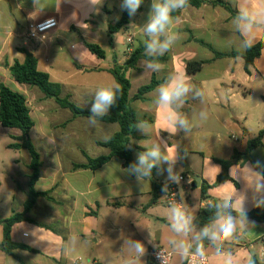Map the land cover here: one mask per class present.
Returning a JSON list of instances; mask_svg holds the SVG:
<instances>
[{
  "label": "crops",
  "instance_id": "crops-1",
  "mask_svg": "<svg viewBox=\"0 0 264 264\" xmlns=\"http://www.w3.org/2000/svg\"><path fill=\"white\" fill-rule=\"evenodd\" d=\"M223 1L238 11L241 0ZM98 2L102 4L91 6L88 0H39L36 9L33 0H0V82L6 85L13 84L15 90L20 91L10 77L9 68L15 61L24 62L25 54L21 50H27L38 59L39 69L48 73L52 81L62 85V97H67L78 106L90 110L94 91L102 85L117 83L109 70L116 63L123 65L128 60L126 54L128 49L131 48L133 52L144 46L142 27L147 22L152 0H143L138 12L130 17L129 25L124 28L128 32L126 38L119 36V32L124 29L109 35L110 52L104 49L105 59L93 55L85 47L84 41L97 44L94 40L101 32L99 23L96 22L97 16L116 12L120 21L125 10L121 9L122 0H98ZM250 3L255 6L264 4V0H250ZM178 16L181 17V23L177 30L182 38L163 55L168 57V61L161 63L163 65L161 71L153 72L146 68L148 61H139L138 69L132 70L129 76L131 82L129 98L134 99L139 89L149 85L153 78L163 80L174 73H183L189 77L190 83L200 89L203 96L194 99L189 93L180 109L191 125V130L187 133L165 131L168 125L164 109L153 103L156 88L147 93L144 99L133 100L132 106L138 118L146 120L152 126V130L148 136L138 131L137 138L132 140L131 150L137 159V153L145 151V146L150 147L152 143H159L163 139L169 148L185 157L178 161L175 171L179 176L185 175L187 173L185 167L188 165L191 172L201 178L200 185L196 182V187L190 184L181 188V196L186 199L185 207L195 217L197 224L200 212L209 207L210 201L215 199L217 190H223L222 185L224 189L232 184L238 189L244 188L242 182H239L235 176H230V169L240 162L244 164L252 161L241 160L232 163L228 169V183L217 185L218 177L223 173V166L216 159L232 161L236 152L245 153L249 140L264 131L263 106H259L258 109L246 108L240 113L232 107L237 104L235 97L239 96V93L236 92L242 88L245 94L253 93L256 88L263 101L264 49L250 67V73L246 72L244 62V76L239 77L237 59L242 58L217 59L211 50L199 43V40L204 41L221 53L245 51L240 48L241 37L231 24L232 14L222 6L207 3L199 8L188 6ZM49 17L57 19L58 28L45 40L25 42L24 36L28 24ZM71 33L78 35V41L65 39L64 36ZM115 40L118 44L127 47L124 60L115 55ZM262 40H264V31L256 34L254 45ZM235 47L238 48L234 49ZM65 50L70 53L73 60V65L68 68H63L60 65L61 60L57 58ZM108 53L113 54L111 61ZM189 61L208 63L199 72L190 74L186 69ZM58 72L65 73L66 77L62 79L65 83L60 81ZM83 74H89L92 79L89 81L79 79ZM248 87L251 91H248ZM221 92L227 96V102L221 99ZM210 95L215 97V102L209 100ZM27 99L32 118L35 112L41 113L40 122L47 127L60 126L68 120H73L70 124L72 126L88 123L87 117L74 118L69 110L61 108L54 99V101L47 99L44 94H37L35 103L28 97ZM232 99L235 100L233 103ZM202 111L207 113L206 119H201ZM195 116L199 117L196 121L193 119ZM195 122L198 124V131H204L212 123L220 128V131H215L209 136V142L200 145L202 149H192L195 140L199 139L194 135ZM92 128L96 132L95 137L78 131L72 134H42L35 142L30 136L36 149L38 148L42 162L36 190L48 193V196L38 198L33 210L28 214L32 222H21L12 228L13 242L25 244L35 250V252L25 250L16 252L24 264H72L79 258L83 260V264H106L109 258L104 257L101 252L98 256L96 247L100 248L99 245H103L105 239L114 234L122 236L121 245L116 248L114 262L111 264H123V260L130 255L127 245L124 244L128 238L144 243L147 249L146 254L141 258L144 264H154L149 255L152 250L170 249L167 242L172 235L167 219L169 207L162 203V197L158 202L152 203L155 183H168L167 172L153 169L152 178H146L141 185L135 176L125 172L127 167L118 157H113L110 162L96 171L75 170V165L87 164L88 157L109 155L110 150L98 145V142H105L120 131L118 124L100 121ZM236 129L247 137L245 142L238 139ZM217 144L223 145L225 155L215 152ZM98 147L103 150L97 151ZM251 157L254 162L257 160L264 162V140L262 146L251 150ZM30 163L31 159L29 165ZM21 164L20 159L14 161L16 166ZM215 166H219L220 169ZM162 167L166 169L167 164ZM30 173V169L26 171L22 177L23 185L17 183L14 188L12 197L13 200H18L19 209L12 211V214L24 210ZM185 176H188V173ZM203 182L210 185L206 198L201 195ZM246 195L245 207L246 212L249 213L255 206L251 192H247ZM249 221L253 222L254 226L241 242L239 244L226 242L224 247L230 249L234 255L252 254L256 264L257 262L264 264V258L261 256L264 245V224ZM149 233L152 243L149 242ZM72 236L77 237V243L66 250L65 245ZM206 250L209 257H212L214 250L210 244L206 246ZM83 255L87 258L86 263ZM10 259L16 264H22L13 256L0 251V264H9ZM183 263L178 256H175L171 264ZM211 264H216V261L213 260Z\"/></svg>",
  "mask_w": 264,
  "mask_h": 264
},
{
  "label": "clouds",
  "instance_id": "clouds-1",
  "mask_svg": "<svg viewBox=\"0 0 264 264\" xmlns=\"http://www.w3.org/2000/svg\"><path fill=\"white\" fill-rule=\"evenodd\" d=\"M36 9L39 0H33ZM143 0H122L121 9L126 10L129 16H134ZM91 6H98V0H88ZM189 6V0H152L147 22L142 27L145 54L153 59L146 63V68L159 72L163 65L157 57L163 56L182 38L178 29L181 23L180 16L173 13L180 12ZM43 10V9H42ZM49 23H52L49 21ZM231 24L235 32L241 37L240 48L248 50L254 46L256 34L264 31V4L251 5L250 0H241L238 4L237 14L232 18ZM75 46V45H73ZM118 83H111L98 87L93 94L88 123L95 127L98 118H102L116 105L118 94L121 93ZM153 103L164 109L167 128L165 131L185 133L191 130L189 120L181 113L180 109L185 103V98L192 94L194 99H200L203 93L190 83V78L183 73L171 74L164 83L155 90ZM201 119L207 118L206 112L200 113ZM131 127L140 131L144 136L151 134L152 126L146 120H139ZM146 150L137 153L135 162L129 165L125 172L136 177L142 185L146 178H152L153 169L167 172V181L179 184L181 177L175 171L178 161L184 159L178 152L169 148L163 139L159 143H152ZM167 164L164 169L162 165ZM219 168V166H215ZM220 169V168H219ZM230 176L242 182L243 190L234 184L223 190H217L215 199L210 201L209 207L214 209L210 222L198 227L195 217L189 213L183 203H172L167 210V219L171 236L168 238L171 255L178 256L184 264H256L252 254L244 256L234 255L230 249H225L226 242L239 244L254 226L246 212L247 192L252 194L255 207H264V162L257 160L254 163H238L230 169ZM225 183H228L226 180ZM168 184L165 183L162 191L167 192ZM181 200L183 197L181 196ZM235 213V214H234ZM152 243L151 234L149 233ZM208 241L213 248V256L209 257L204 242ZM77 237L72 236L65 245L67 250L74 247ZM130 255L123 260V264H141L142 257L146 254V247L140 240L128 238L124 241ZM264 255V254H262ZM158 258L161 264H169V253L159 251ZM9 264H16L10 259ZM106 264H111L107 260ZM144 264V262H143Z\"/></svg>",
  "mask_w": 264,
  "mask_h": 264
},
{
  "label": "trees",
  "instance_id": "trees-1",
  "mask_svg": "<svg viewBox=\"0 0 264 264\" xmlns=\"http://www.w3.org/2000/svg\"><path fill=\"white\" fill-rule=\"evenodd\" d=\"M207 3L224 7L232 14L233 17L237 14V10L233 9L223 0H214L212 2L207 0H189V6L195 8H199ZM180 12L173 13V15L177 16L180 14ZM130 17L131 16H129L128 12L125 10L120 21L109 26V34L117 33L126 28L130 23ZM199 43L211 50L217 59L242 58L245 62V70L247 73H250V67L253 65L255 59L260 57L261 52L264 49V40L258 42L248 50L242 52L232 51L229 53L218 52L214 50L211 45L204 41L199 40ZM84 45L97 58H106V52L101 46L86 41H84ZM21 51L25 54L24 62L21 63L19 61H15V63L9 68L10 77L14 81L19 84H26L39 88V90L45 95L47 99H54L61 108L69 110L74 118H88L89 115H91L90 110L78 106L67 97H62V85L58 82L52 81L48 73L39 69L38 59L34 55L29 53L27 50ZM151 59L153 58L145 54V46H141L132 52L128 60L123 65L116 63L113 68L109 70L116 82L120 85L122 91L118 94L116 105L110 109V112L107 115L102 118H98V121L109 124H118L120 126V131L115 133L107 141L98 142V145L106 147L110 150L109 155L100 156L97 158L88 157V163L83 165H75V170L85 169L96 171L110 162L113 157L122 159L127 168L130 164L136 161L131 147L132 140L136 139L138 136V130H134V128L131 126L136 124L141 119L138 118L137 113L132 106V101L144 99V96L147 93L153 91L160 84L164 83L166 79L157 80L156 78H153L152 82L149 85L140 88L138 94L134 97V99L131 100L129 98V92L131 90L129 73L132 70L138 69L137 66L139 61H149ZM156 59H158L160 63H166L168 61L167 56H160ZM207 63L208 62L206 61H189L186 64L187 72L190 74L197 73L202 70L204 65ZM0 124L4 128L16 129L21 132L20 136H12L14 142L9 145V148L13 150L25 149L31 156V163L29 165L31 173L28 177V192L27 200L24 204V210L22 212H13L9 218L0 220V225L3 227V240L0 241V251L7 255L13 256L19 262L24 264L22 260L16 255V252L18 250L35 252V250L25 244L13 242L11 237L12 228L21 222H32L33 220L28 217V214H30L33 210L38 198L47 197L48 193H41L36 190V184L40 178L42 162L40 154L30 138V133L35 127V122L31 115V108L29 106L28 99L23 93L10 88L3 82H0ZM263 140L264 131H261L256 138L249 140L248 149L245 153L236 152L232 161L216 159V161L223 166V173L218 177L216 184L219 185L229 179L228 169L232 163L241 160L252 161V163H254L251 157V150L262 146ZM186 174L187 173H185V175ZM192 185L194 187L197 185L194 180ZM163 187L164 184L158 182L155 183L152 203L158 202L159 199L166 193L162 191ZM209 188V184L205 182L202 183L201 195L203 198L207 197ZM213 213L214 209H211L210 207L202 210L197 218L198 226L202 227L204 224L209 223ZM247 217L249 220H252L255 223L264 224V207H255L251 212L247 213ZM204 244L206 248L209 242L205 241ZM257 263L260 264L259 262Z\"/></svg>",
  "mask_w": 264,
  "mask_h": 264
},
{
  "label": "rangeland",
  "instance_id": "rangeland-1",
  "mask_svg": "<svg viewBox=\"0 0 264 264\" xmlns=\"http://www.w3.org/2000/svg\"><path fill=\"white\" fill-rule=\"evenodd\" d=\"M96 22L99 23L101 32L98 34L97 38L94 40L99 46H101L103 49H107L108 52H110V45L108 46V43L110 41L109 39V26L114 25L118 22V18L116 15V12H113L110 15H102L97 16ZM128 35V32L122 30L119 32L120 37L126 38ZM66 40L68 41H78V35L76 33L67 34L64 36ZM125 43V42H124ZM116 46L115 55L121 60L125 59V53L127 50V47L122 44H118L117 40L114 42ZM238 47H235L234 49H237ZM132 52L126 53L129 57ZM109 54V60H112L113 54ZM59 60H61L60 65L63 66V68H68L73 65V60L69 52L66 50L63 53H60L57 57ZM237 70H239L240 73H238L239 77L244 76V60L243 59H237ZM86 64H88L86 62ZM131 73V72H130ZM129 73V76H130ZM60 81H64L65 73L58 72ZM56 75V74H55ZM145 76V75H144ZM12 79V78H11ZM55 79V78H54ZM79 79L84 81H89L92 79V77L89 74H83L80 75ZM239 79V78H237ZM241 79V78H240ZM13 83L17 86V88L20 89L19 92L23 93L25 96L29 98V100H32L33 103L36 102L37 94H43L39 88L33 87L26 84H19L16 81L12 79ZM65 83V82H63ZM7 85L15 90V87L13 84L7 83ZM248 91H251L248 87ZM17 91V90H16ZM236 93H239V96L236 95L235 100L237 101L236 105L232 106L235 108L237 113L242 112L246 108H256L258 109L259 106H263V101L259 97L257 93V89L254 88V92H249L245 94V90L239 89ZM221 99H225L227 102V96L221 92ZM53 100V99H50ZM209 100L211 102H215V97L213 95L209 96ZM232 99V103L235 101ZM54 101V100H53ZM231 103V102H230ZM198 116L193 117V119L196 121L198 119ZM33 119L35 123L37 124L31 131L30 136L32 139L37 142V138H39L42 134H72L74 132L81 131L82 133H87L89 135H93L95 137V130L89 125V123H82L77 126L70 125L73 120H68L65 123H63L60 126H52L47 127L45 124H41L40 119L41 113L35 112L33 114ZM70 125V126H69ZM198 124L195 122V131L194 135L195 137L199 138L196 139V143H193L192 149H202L200 148L202 144L210 141V135L215 131H220V128L217 124H209V127H206L204 131H198ZM222 131V129H221ZM236 135L238 139L241 140V142H245L246 136L242 135V132L238 129H236ZM21 135V132L16 129H7L1 126L0 124V219H4L6 217H9L12 214V211L19 209V202L18 200H13V192L14 188L16 187V184L19 183L22 184V177L23 174L26 171H29L28 165L30 162V155L27 151H15L9 148V145L14 142L12 139V136H19ZM230 141V138H228ZM231 142V141H230ZM233 144V143H232ZM38 145V144H37ZM38 149V148H37ZM103 149L101 147L97 148V151H102ZM215 152L221 153V155H225V149L223 148V145H215ZM195 155H192V157ZM21 160V165L16 166L14 165L15 160ZM188 166V165H186ZM121 234H114L111 236H108L105 239V242L103 245H99V247H96L97 255L99 256V252L104 254V257H107L111 259V262H114L115 258V250L117 247H120L121 242ZM3 239V227L0 225V240ZM94 246V245H93ZM84 258V261L86 263L87 258H85V255L82 256ZM89 259V258H88Z\"/></svg>",
  "mask_w": 264,
  "mask_h": 264
},
{
  "label": "built area",
  "instance_id": "built-area-1",
  "mask_svg": "<svg viewBox=\"0 0 264 264\" xmlns=\"http://www.w3.org/2000/svg\"><path fill=\"white\" fill-rule=\"evenodd\" d=\"M49 21H51L52 23H49ZM57 28H58V21L55 17H49L38 22L32 21L27 26L24 40L25 42L45 40L50 35V33ZM129 43H131V39H129ZM128 52H132L131 48L128 49ZM180 177L181 180L179 184L172 182L167 183L168 190L162 196V203L167 207H170V205L174 202L183 203L184 206L186 204L185 198L181 200V188L183 186H190V184H192L193 182V179L185 175H181ZM159 251H164L169 253V264H171L175 255H171L170 254L171 250L166 248H158L150 252L149 254L150 259L154 262V264H161V260L158 258ZM262 254H264V245L261 250V256L262 258H264V255ZM72 264H83V260L79 258L77 259V261L73 262Z\"/></svg>",
  "mask_w": 264,
  "mask_h": 264
},
{
  "label": "water",
  "instance_id": "water-1",
  "mask_svg": "<svg viewBox=\"0 0 264 264\" xmlns=\"http://www.w3.org/2000/svg\"><path fill=\"white\" fill-rule=\"evenodd\" d=\"M186 172L188 173V176L192 178L195 182H197L198 185L201 184V178L197 175H195L193 172H191V169L189 166L185 167Z\"/></svg>",
  "mask_w": 264,
  "mask_h": 264
}]
</instances>
